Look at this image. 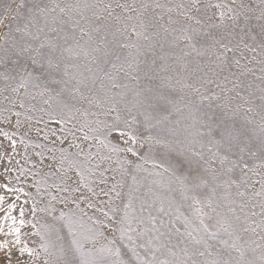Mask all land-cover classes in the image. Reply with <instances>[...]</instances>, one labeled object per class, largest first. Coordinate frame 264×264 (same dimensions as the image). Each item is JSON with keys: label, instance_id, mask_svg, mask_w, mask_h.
<instances>
[{"label": "snow or ice", "instance_id": "snow-or-ice-1", "mask_svg": "<svg viewBox=\"0 0 264 264\" xmlns=\"http://www.w3.org/2000/svg\"><path fill=\"white\" fill-rule=\"evenodd\" d=\"M151 7L167 6L142 3L138 8L117 3L115 8L123 12L116 13L111 3L101 6L87 0L65 4L58 0H0V97L11 105L0 109V122L11 123V116H15V127L19 129L21 112L14 109H26L28 128L24 135L34 130L39 137L43 131L39 127L33 129V120L45 127L54 122L64 126V135L57 137L59 144L68 143V148H47L52 153L48 159L53 163L34 184L30 213L34 219L37 213L50 218V222L46 219L41 225L44 231L37 229L34 235L40 236L41 241L54 238L59 242L55 259L46 258L43 264H251L243 259L241 241L242 233L255 232V228L248 223L247 215L237 214L232 206L236 201L231 197L233 189L237 197L245 196L240 188L248 183L250 173L262 177L261 191L254 195L264 197V86L259 88L256 104L255 93L250 91L252 85L241 79L251 72L242 63L246 53L255 52L258 47L264 56V0H260L258 15L257 9L245 0H185L167 7V25L160 23L163 15L148 14ZM173 12L179 18H174ZM253 19L259 23L253 24ZM255 28L259 31L254 32ZM161 41L172 48L182 45L178 59L185 72L190 63L187 58L193 54L199 58L196 83L182 77L174 85L171 76L159 77L156 61H150L149 55L155 56L157 46L164 47ZM81 58L87 62L84 68L88 75L81 71ZM159 59L163 61L165 57ZM259 62L264 72V60ZM159 71L167 72L168 68L161 66ZM141 73L147 82L143 85ZM121 76L136 86L118 83ZM260 79L264 85V76ZM242 88L249 90L247 97L241 95ZM129 92L131 100L127 99ZM193 95L198 97V127L195 132L186 127L183 131L187 135L181 139L169 122L173 109L179 111L178 101L187 99L186 106L191 107L195 103ZM237 97L243 104L234 103ZM32 101H38L40 107ZM85 104L89 107L85 108ZM92 107L101 111L90 112ZM37 111L40 116L33 115ZM247 113L258 115L259 120ZM90 115L96 119L89 120ZM69 124L73 127H67ZM76 131L83 133L84 141H95L96 153L91 151L92 146L85 151L76 143ZM2 134L10 138L8 132ZM43 139L48 140V132ZM14 146L13 142V149ZM72 148L77 151L70 152ZM104 162L108 166L102 168ZM149 163L152 168H145ZM109 172L110 178L106 175ZM140 173L152 178L148 188L152 202L147 205L150 227H141L145 221L136 215L133 206ZM126 176L132 181L127 192ZM49 177H56L59 182L53 180L49 184ZM109 179L110 187L96 190L99 185H108ZM100 196L107 197V201H99L98 206L93 199ZM3 199L0 196V201ZM82 203L102 213L103 219L89 216L80 207ZM145 203L141 201V213L146 210ZM57 205L75 207L67 212L61 209L57 216ZM185 205L187 215L180 211ZM245 207L244 203L239 204L241 213ZM260 207L262 219L258 226L264 231V203ZM153 208L158 215L152 214ZM24 215L21 208V226L25 224ZM85 217L91 226H86ZM31 227L36 228V224L31 223ZM14 231L16 243L20 244L21 230ZM149 233L147 241L138 242ZM173 233L181 237V252L186 258L158 261L155 252L167 247ZM210 241L235 250L239 260L193 259L197 255H213ZM40 247L46 255L49 253V244L42 243ZM51 247L56 248L57 244ZM138 249L144 250V257ZM20 251L33 254L27 247ZM168 251L176 257L172 249ZM260 259L264 264V254Z\"/></svg>", "mask_w": 264, "mask_h": 264}, {"label": "rangeland", "instance_id": "rangeland-1", "mask_svg": "<svg viewBox=\"0 0 264 264\" xmlns=\"http://www.w3.org/2000/svg\"><path fill=\"white\" fill-rule=\"evenodd\" d=\"M47 2V0H45ZM59 3L65 4V3H76L77 0H58ZM90 4H99L103 6L104 4H113L114 8L117 3L120 4H128V5H136L138 8L142 3H148L149 5H153L155 3H160L163 5H166L167 7H172L176 4H179L181 2H185V0H87ZM211 2L215 3L216 0H211ZM246 3H248L252 8H256L257 12L256 15L259 14L258 8L260 5V0H245ZM167 7L165 8H154L151 7L148 10V14L152 15L153 13L157 16L163 15L164 19L160 21V23H163L167 25V18L169 13H167ZM92 11L94 9L89 10L87 13L88 15H91ZM116 13H122L123 10L119 8H115ZM128 15H134V13H127ZM171 15H173L174 18H179L176 15V12H173ZM253 24H258L259 22L253 19ZM259 29L255 28L254 32H258ZM163 35V33H161ZM77 35L79 33L77 32ZM87 39V38H85ZM135 39V37H133ZM169 39H171L169 37ZM155 43V39L152 41ZM143 44L147 45L148 41H142ZM161 43L164 44L163 48H160L157 46L155 48V56L149 55V60L155 59L156 61V69L158 71L159 77H167L171 76L173 79L171 81L172 84H176L177 79L186 78L188 82L190 83H196V77L199 75L196 73V67L197 64L200 63L199 58H196L195 55L188 57L189 67L188 71L185 72L181 67V61L178 59L181 57V46L172 48L166 41H161ZM160 56H164L165 59L161 61L159 59ZM254 58V59H253ZM264 60V56L261 55L260 49L257 47V50L255 52H247L246 58L242 61L243 64H247L248 68L251 69V72H249L246 76L241 77L244 84H251L252 88L250 91L254 92L255 95L253 96V99L255 100L256 104H259V100L255 99L259 96V88L262 85V81L260 77L264 76V72L261 71L262 65L259 61ZM251 61V62H249ZM81 64V71H85L84 65L87 63L86 61L81 58L79 61ZM91 66V65H89ZM161 66H165L168 68L167 72L159 71ZM106 68H110L109 65H104ZM85 75H88V73L85 71ZM141 83L142 85L147 83L143 79V73H141ZM118 83L124 84L128 83L130 88H134L135 82L127 80L121 76V78L118 80ZM2 86V85H0ZM177 88L180 87V85H176ZM212 89L219 91V89H215V86H210ZM228 87H231V85H228ZM119 91H125L124 89H112V92H119ZM190 91V90H189ZM241 92V95L244 97L248 96V89H239ZM102 95V94H101ZM180 94L177 93V98ZM229 95L235 96L234 93H230ZM127 99L131 100L132 95L131 92H129ZM192 100L195 102L191 105V107H187V99L185 100H179L177 103V108L179 111H176L173 109V114L171 116L169 126L175 127L179 133L180 138L183 139L187 133H185L183 130L187 127L189 131L195 132L196 127L198 125L196 124V107L198 106V97L193 95ZM32 103L37 104V108L40 107V104L38 101H32ZM234 103H241L243 104V101L240 100V98H235ZM11 107V105L8 104L6 100L3 99V97H0V109ZM85 108H88L89 106L87 104L84 105ZM247 107V105H245ZM14 111H20L21 116L19 119L22 122V126L17 129L15 127V122L17 117L11 116V123H2L0 122V196H2L4 199L3 201H0V264H43V261L47 258L49 260L55 259L56 254L58 253V243L55 242L54 238H46L44 241H41L40 236L34 235V233L37 231V229H40L41 232L44 230L41 229V225L45 223L46 218L44 213H37L36 218L34 219L30 213V208L32 204V197L35 195L36 188L34 187L35 181L40 180L41 177L44 175V173L49 172L48 165L53 163L51 160L48 159L52 155V153L47 151V148L49 147H64L68 148V143L65 142L63 145L59 144V141L57 140V137H61L64 135V133L61 132V128L64 127L63 125L56 124L54 122H49L47 124V127L43 123L36 125L35 120H33L32 127L35 129V127H39L43 129L41 131L39 137L37 136L36 132L33 130L28 135H24V133L27 131L28 125L27 122H25V114L26 109H20L15 108ZM90 112H99L101 109L97 108H89ZM7 114V113H5ZM35 116H40L41 113L38 111L33 113ZM245 115L244 110H241V116ZM247 115L254 117L256 120H259V116L255 115L254 113H247ZM45 119H47L45 117ZM79 119H83L82 117H79ZM89 120H95V116H89ZM100 119H104L103 116L100 117ZM176 121H179L177 124ZM67 127L72 128L73 125L69 124ZM79 127V125H77ZM75 130V129H74ZM55 132L53 135L52 132ZM87 131V129H85ZM3 132H8L10 138H6L3 136ZM48 132V140H44L43 136L44 133ZM91 135V134H90ZM83 133L80 131H76V143L81 144V147L88 151L89 147H91V151L93 153H96L97 149L94 146L95 141L88 140L84 141L82 139ZM14 142V149L12 147V144ZM55 142V145L53 144ZM37 144L45 145L44 148L36 147ZM197 149H199V145H197ZM70 152H76L77 149L72 148L69 150ZM43 152V156H37V153ZM59 152L56 153V156L59 157ZM43 160V164L40 163V161ZM35 165V167H33ZM107 162L102 163V168L107 167ZM115 167V165H113ZM145 168L151 169L152 165L151 163L146 164ZM257 171H260L259 169ZM34 173H40V175H33ZM109 178L112 176V173H106ZM140 180V184L137 186L139 188V191L135 192V196L137 199H134L133 206L136 209V215L138 217H142L145 221L141 227H150V225L147 223L148 221V215L149 210L147 208V205L152 202V196L148 192L149 188V181L152 179L151 177H147V173H140L138 176ZM117 179H120L119 176H117ZM53 180H56V182H59L56 177H49L48 183L51 184ZM125 180V189L124 191H128V187L132 185L131 177L126 176L124 177ZM262 177L260 175H253L249 174L248 183L246 185H243L240 188V191L245 192V196L243 198L237 197L235 195V189H233L232 193V200H235L236 203L233 204V207H236L237 214L240 215H247L248 216V223L251 224L253 228H255V232L249 231L247 233H242L243 239L241 241V244L244 247V261L245 262H251V264H261V255L264 254V231L261 230V228L258 226L260 224V221L262 219L261 216V203H264V197L261 196H255V192L261 191L262 187ZM111 179H109L108 185H99L96 187V190L99 191L100 188H107L111 186ZM154 190L162 191V189H156L155 186H152ZM22 190V191H21ZM52 190V189H49ZM86 192V190H84ZM27 193V195H26ZM178 200V197H177ZM47 201V197H45V202ZM99 201H107V197L100 196L98 199L94 198L93 202L97 203L99 205ZM141 201H145V211L141 213L140 207H141ZM118 205L120 204V201L116 202ZM244 203L246 205L244 212L241 213L239 209V204ZM10 205H14L15 207H10ZM40 207L43 206V204L39 205ZM74 205H69L67 208L63 205H57V213L56 215H59V211L63 209L65 212L68 211L69 208H74ZM81 208H84L85 211L88 213L89 216H96L100 219H103L102 213L97 212L95 209H89L86 207L85 204L80 205ZM24 209V219L25 224L23 226L20 225L19 220L20 217V209ZM105 210H107V206L105 205ZM226 210V209H221ZM153 215H158L155 211V209H151ZM180 211L188 214L186 205L182 208H180ZM252 213H255V215H252ZM79 215V213H77ZM15 218V223L13 222V219ZM165 221L168 220L167 216L163 217ZM86 226H91V222L87 220V217L84 218ZM36 224V228L31 227V223ZM133 228H136V223H133ZM177 227L181 228V231H183L182 225L179 223L177 224ZM20 228V244L16 243L17 234L15 233L14 229ZM66 231V230H65ZM106 234H109L107 230H105ZM135 236V233L133 234ZM149 235L151 233L146 234L143 238V241L138 242H145L149 238ZM224 239H228V237L224 236ZM168 238L165 237V242H167ZM181 237L173 233L171 242L167 243V247L161 248L160 251L155 252L156 259L159 260H172V259H185L186 257L181 252V249L184 247V244L180 242ZM42 243H47L50 245L49 247V253L46 255L44 250L40 247ZM53 243L57 244L56 248L51 247ZM212 247L209 249L210 252H212V256H194L193 259L203 262L208 259H214L219 258L221 260H230V261H236L239 260V253L231 248H225L223 245H221L218 241H210L209 242ZM22 247H27L32 250V255L29 254V252H21L20 249ZM86 247H91V245H86ZM200 248L201 251H203L202 246H197ZM169 249H172L177 255L176 257H173L169 255ZM124 251H127L126 249ZM138 252L142 257L145 256V252L143 249H138ZM192 252V248H189V253ZM217 253H219V256H217ZM130 255V254H129ZM128 257L125 256L124 259H127ZM148 258H151V255L149 254Z\"/></svg>", "mask_w": 264, "mask_h": 264}]
</instances>
